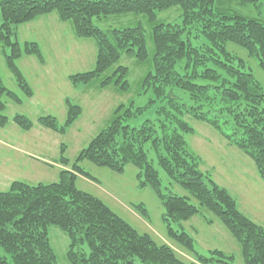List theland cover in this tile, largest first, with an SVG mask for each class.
<instances>
[{"label": "trees", "instance_id": "1", "mask_svg": "<svg viewBox=\"0 0 264 264\" xmlns=\"http://www.w3.org/2000/svg\"><path fill=\"white\" fill-rule=\"evenodd\" d=\"M260 1L0 0L3 59L25 99L32 98L33 92L17 62L33 56L43 65L45 59L36 42L20 43L17 33L20 26L53 13L61 23L71 24L76 39H91L96 46L92 69L68 76L74 88L112 86L126 94L129 69L119 64L121 58L149 66L138 88L139 96L147 97L146 104L118 105L106 127L73 160L71 171L60 170L57 181L49 184L14 181L0 192V264H58L49 242L50 226L66 235L69 264H233L232 253L198 252L195 239L182 227L194 217L207 215L225 227L239 247L243 264H264V227L255 224L235 197L202 171V159L186 139L193 133L186 117L209 125L251 160L264 183V93L243 59L227 51L229 44L241 48L264 73V21L228 12L229 4L259 7ZM171 8L179 9V24L157 19ZM127 14L147 20L151 50L140 25L103 31L93 23ZM192 30L202 44L192 45L188 37ZM4 97L16 105L23 101L0 79V127L8 123ZM64 105L63 124L51 115L39 117L37 124L64 135L82 112L70 99ZM11 119L21 131L33 127L24 115ZM60 148L63 152L64 146ZM84 160L115 173L132 165L139 187L150 188L162 205L166 237L192 254L194 261L178 258L168 244L130 226L98 197L79 191L77 175L90 177L79 167ZM60 161L69 164L62 154ZM160 172L169 186H179L188 196L163 187ZM134 208L148 220L144 205ZM205 222L211 225L212 220Z\"/></svg>", "mask_w": 264, "mask_h": 264}, {"label": "rangeland", "instance_id": "2", "mask_svg": "<svg viewBox=\"0 0 264 264\" xmlns=\"http://www.w3.org/2000/svg\"><path fill=\"white\" fill-rule=\"evenodd\" d=\"M228 12L264 21V0L260 1L259 7L229 4ZM179 17V9L171 8L160 13L157 19L161 22L179 24ZM93 23L103 31L140 25L146 32L148 49H152L149 26L143 16L113 15L99 21L94 20ZM197 35L198 33L192 30L188 36L193 46L204 42ZM17 37L20 43L36 42L45 62L41 65L33 56L22 57L17 62L19 70L23 72L33 92L32 98L25 99L7 71L0 47L1 84L23 100L21 105H16L11 100L3 98L6 107L3 114L8 123L0 127V192L8 190L14 181L31 185L57 181L60 170L71 171L73 160L82 148L106 127L118 105L133 102L138 108L147 102V97L139 96L138 88L149 66L139 64L127 56H123L119 61L120 65L129 69L127 79L130 91L126 94L112 86L102 90L95 85L74 88L68 81V76L92 69L96 58V46L91 39H76L71 24L61 23L56 13L20 26ZM227 51L243 59L247 70L253 74L264 93V73L261 72L258 63L252 58L249 59L241 48L232 44L228 45ZM66 99L81 107L80 117L64 135H57L41 128L37 124V119L41 116L51 115L59 124L65 122ZM16 114L24 115L32 122L33 127L30 131H21L13 123L11 118ZM186 121L193 128V133L186 138L187 144L191 151L202 159L200 167L202 171L211 174L218 185L226 188L235 197L240 210L255 224L264 227V183L257 176L251 160L226 144L224 138L209 125L188 117ZM61 145L64 146L63 152ZM61 154L68 160V165L61 163ZM79 167L90 175V177L77 175L75 185L79 191L98 197L130 226L141 233L150 234L159 243L168 244L178 258L186 262L194 261L192 254L166 237L162 222V205L150 188L139 187L137 171L132 165L129 164L123 173L111 172L85 160L79 163ZM160 177L163 187H169L175 194L188 196L179 186H169V181L162 172ZM190 201L193 203V200ZM135 205H144L148 220L140 217L134 208ZM208 218L212 220L211 225L205 222ZM205 219L203 216H197L182 224L195 239V249L201 253L213 249L232 253L235 259L233 264H243L239 247L225 227L209 215L205 216ZM48 233L58 264H69L65 255L69 246L66 235L55 226H50Z\"/></svg>", "mask_w": 264, "mask_h": 264}]
</instances>
